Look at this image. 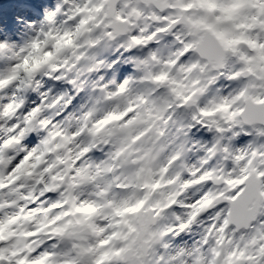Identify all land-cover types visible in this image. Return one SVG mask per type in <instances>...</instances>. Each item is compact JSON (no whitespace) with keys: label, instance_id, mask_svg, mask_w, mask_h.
I'll use <instances>...</instances> for the list:
<instances>
[{"label":"clouds","instance_id":"9594fccd","mask_svg":"<svg viewBox=\"0 0 264 264\" xmlns=\"http://www.w3.org/2000/svg\"><path fill=\"white\" fill-rule=\"evenodd\" d=\"M176 4H0L15 9L0 18V264L76 257L96 239L75 224L85 204L117 232L105 264H264V76L201 56ZM260 21L246 7L235 31L264 42ZM228 196L252 215L221 232ZM125 200L144 202L113 215ZM69 221L77 235L56 231Z\"/></svg>","mask_w":264,"mask_h":264},{"label":"snow or ice","instance_id":"6c2138e0","mask_svg":"<svg viewBox=\"0 0 264 264\" xmlns=\"http://www.w3.org/2000/svg\"><path fill=\"white\" fill-rule=\"evenodd\" d=\"M176 6L181 9L179 19L183 21L189 32L197 37L195 46L201 56L215 63L222 61L227 55L232 54L238 56L244 62L247 72L264 76V42L259 41L244 31H235L236 28L240 27L235 21L242 15V10L246 7L255 6L261 11H264V2H260V0H255V2L254 0H177ZM190 9H197L198 11H184ZM216 9L219 11H215ZM253 20L255 21V17H253ZM260 23L261 27H264V21H260ZM242 43L246 47H241ZM189 46L191 47L192 45ZM162 78L163 76L156 77V79ZM259 175L264 176V173H259ZM243 178L240 177L235 181L229 179L228 184L239 183L240 179ZM159 183L160 181H156V184H153L152 187H156ZM259 183L262 185L260 191L264 193V181ZM227 199L233 201V203L225 210L227 214L223 219V223L220 225L221 232H223V229L229 224L230 220L235 219L237 223H246L252 215L249 208L251 203L249 198H246L239 204L235 203L236 197L234 196H228ZM143 202V200H140L135 205H129L126 200L115 203L113 204L112 214L122 216L125 212L135 211ZM157 203L159 204V202ZM169 203H171L170 200ZM77 207L78 210L86 212L89 215L77 218L75 224L81 226L80 231H90L96 236V239L87 245H74L77 249V256L71 260H65L63 264H76L77 260L83 261V264H105L113 255L121 251L119 248L109 246L110 241L117 235V232H111L107 236H102L101 233L105 231V228L95 225L89 218L91 213L95 211L93 205L85 204ZM193 207L196 206L193 205ZM196 211H199V208ZM196 211L190 214L189 219L196 215ZM14 219L15 217L11 218V220ZM116 223H120V221H116ZM185 226V222L180 224V227ZM56 231L67 233L68 235H77V229L73 227V222L71 221L65 226L56 229ZM2 238L3 236L0 235V239ZM217 243H220L219 239ZM5 251L6 249L0 248V257H4ZM212 251L214 255H219L218 249L214 248ZM45 255L50 254L46 253ZM231 255V253H228L224 258L223 264H231ZM7 258L10 259L11 257ZM200 260L201 258L196 256L194 264H200ZM43 262L44 257L42 256L28 261L27 264H43ZM19 264H25V261L21 260ZM211 264H216V261H211Z\"/></svg>","mask_w":264,"mask_h":264},{"label":"trees","instance_id":"16d2710c","mask_svg":"<svg viewBox=\"0 0 264 264\" xmlns=\"http://www.w3.org/2000/svg\"><path fill=\"white\" fill-rule=\"evenodd\" d=\"M12 2H14V0H9V3H12ZM3 3H4V0H0V4H3ZM7 8H8V7L3 8V11L6 10V12H7V11H8ZM0 9H1V8H0ZM13 10H15V9H13ZM4 12H5V11H4ZM4 12H2V14L0 15V18H3L2 16H3Z\"/></svg>","mask_w":264,"mask_h":264},{"label":"rangeland","instance_id":"374dc122","mask_svg":"<svg viewBox=\"0 0 264 264\" xmlns=\"http://www.w3.org/2000/svg\"><path fill=\"white\" fill-rule=\"evenodd\" d=\"M49 2H52V0H49ZM1 9H3V8H5V7H0ZM9 10V9H8ZM13 11H15V10H13ZM0 15H1V12H0ZM3 18L4 17H6V15L4 14L3 16H2ZM31 18V17H30Z\"/></svg>","mask_w":264,"mask_h":264}]
</instances>
